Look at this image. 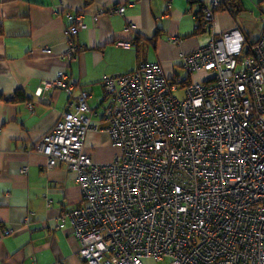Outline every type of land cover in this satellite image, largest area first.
<instances>
[{
    "label": "built area",
    "instance_id": "built-area-1",
    "mask_svg": "<svg viewBox=\"0 0 264 264\" xmlns=\"http://www.w3.org/2000/svg\"><path fill=\"white\" fill-rule=\"evenodd\" d=\"M230 2L212 5L231 8ZM202 11L209 39L183 62L189 77L202 73V80L169 77L159 60L105 76V130L120 149L112 162L84 152L87 133L102 128L92 124L86 89L37 144L49 168L63 162L77 174L82 205L61 220L71 224L88 264H145L150 257L264 264V30L249 43L238 28L222 31L216 10ZM105 12L124 15L126 6L101 8L94 18ZM86 27L77 13L63 57L76 58L75 37ZM69 78L59 71L44 87L71 96Z\"/></svg>",
    "mask_w": 264,
    "mask_h": 264
},
{
    "label": "crops",
    "instance_id": "crops-1",
    "mask_svg": "<svg viewBox=\"0 0 264 264\" xmlns=\"http://www.w3.org/2000/svg\"><path fill=\"white\" fill-rule=\"evenodd\" d=\"M133 1L0 0V264H88L71 224L61 220L64 211L82 205L77 174L63 162L49 168L37 144L86 89L92 124L102 128L87 133L84 152L96 162H112L120 149L105 130V76L159 60L169 77H189L184 55L209 39L208 31L197 34L196 25L204 15L201 3L213 11V0H173L170 9L167 0ZM122 5L124 15L94 18L101 8ZM216 11L222 31L238 28L249 43L264 30V0H233L231 8ZM77 13L87 27L75 37L80 50L72 59L62 54ZM129 23L135 27L129 29ZM59 71L75 84L71 96L57 85L44 87ZM17 90L29 100L13 101Z\"/></svg>",
    "mask_w": 264,
    "mask_h": 264
},
{
    "label": "trees",
    "instance_id": "trees-1",
    "mask_svg": "<svg viewBox=\"0 0 264 264\" xmlns=\"http://www.w3.org/2000/svg\"><path fill=\"white\" fill-rule=\"evenodd\" d=\"M230 4L233 6V0H231ZM203 3H201V8L203 7ZM225 7H219V8H216V10H219V9H223ZM207 29V24L202 17H200L199 19H197V25H196V30H197V34H201L203 32H205ZM17 101V102H20V101H28L29 98L26 96L25 92L23 90H17L15 92V95H14V98H13V101Z\"/></svg>",
    "mask_w": 264,
    "mask_h": 264
},
{
    "label": "rangeland",
    "instance_id": "rangeland-1",
    "mask_svg": "<svg viewBox=\"0 0 264 264\" xmlns=\"http://www.w3.org/2000/svg\"><path fill=\"white\" fill-rule=\"evenodd\" d=\"M182 73H183V75H185L186 74V71L185 70H182ZM182 78L183 79H186L187 76L186 77L184 76ZM191 80L197 82V81H200L202 79H194L193 76H191ZM176 94H178L179 97H183V95H184L183 89L181 91H179V92H176ZM144 262H145V264H166V262L157 261L156 259H154L152 257H150V258H144Z\"/></svg>",
    "mask_w": 264,
    "mask_h": 264
}]
</instances>
